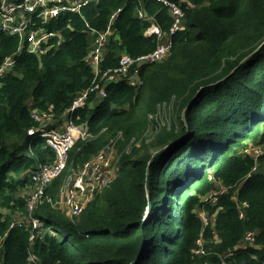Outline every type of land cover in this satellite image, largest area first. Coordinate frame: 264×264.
<instances>
[{
  "label": "trees",
  "instance_id": "obj_1",
  "mask_svg": "<svg viewBox=\"0 0 264 264\" xmlns=\"http://www.w3.org/2000/svg\"><path fill=\"white\" fill-rule=\"evenodd\" d=\"M187 1L185 30L172 36L167 58L133 66L128 78L107 86L106 98L92 96L80 111L78 124L93 138L71 149V167L122 133L115 180L75 219L50 204L40 206L36 216L43 228L33 242L30 231L9 230L26 213L34 169L56 160L44 139L28 150L29 130L40 127L32 111L61 119L92 84L93 70L84 62L96 37L90 29L105 31L116 11L103 71L116 69L124 54L136 58L167 42L174 18L155 0H95L83 17L64 14L52 24L63 30L60 47L41 56L24 54L2 79L4 264H29L31 249L40 264H264V154L256 163L245 153L264 146V0ZM152 24L162 38L145 35ZM17 48V39H3L0 66ZM169 103L175 109L170 125L154 128L147 143L149 128L158 126L154 117ZM220 187L226 192L210 200ZM57 191L54 181L49 193L55 198ZM201 211L211 219L207 226ZM248 232L256 233L255 247L225 258ZM201 237L207 255L195 254Z\"/></svg>",
  "mask_w": 264,
  "mask_h": 264
},
{
  "label": "built area",
  "instance_id": "obj_2",
  "mask_svg": "<svg viewBox=\"0 0 264 264\" xmlns=\"http://www.w3.org/2000/svg\"><path fill=\"white\" fill-rule=\"evenodd\" d=\"M155 1L166 6L174 18L170 30L171 37L167 42L160 43L153 52L136 58L124 54L116 69L103 71L101 65L106 47L113 35L112 24L121 10L116 11L111 16L105 31L98 32L90 29L96 37L92 50L84 62L92 68L94 80L88 88L78 94L71 106L62 114L61 122L57 125L59 127L49 128L43 124L44 122L55 121L54 113L32 111V119L39 123L40 127L29 130L31 140L28 144V150H33L34 143L38 138L44 139L55 151L56 160L52 164H39L34 169L31 175L32 187L27 199L26 213L11 221L9 230L25 229L30 231L29 241L33 242L37 238V233L43 228V222L36 216V211L40 206L50 204L53 207L60 204L68 212L70 218L75 219L83 214L98 193L108 188L115 180L122 155L117 148L123 138L122 133L111 139L107 146L83 165L70 168L58 191L57 199L49 193V188L55 179L68 168L71 149L77 142L88 141L93 138L85 127L78 124L81 120L80 111L85 109L91 97L106 98L107 86L128 78L133 66L153 64L165 60L173 48L172 36L185 30L183 19L185 16L184 5H187V0ZM93 2L95 0H0V44L5 37H13L18 40L17 50L6 57L0 66V85L5 76L14 72L18 60L24 54L41 56L60 47L64 43L63 30L52 29V24L64 14L83 17V10ZM139 17L143 19L144 15L140 13ZM145 35L162 38L163 32L157 25L152 24ZM245 153L251 155L257 163L264 154V146H250L245 149ZM256 171L257 164L252 173ZM210 179L213 178L210 177ZM224 192H226V188L220 187L209 195V199L214 201L218 195ZM244 207H248V205L244 204ZM244 215L242 211L240 217L243 218ZM208 219L210 218L208 217ZM205 225L207 226L208 223L206 222ZM255 244L256 233L248 232L242 244L235 250L228 252L225 258H230L239 250H245L247 247H255ZM31 250L28 257L29 264H40ZM195 254L207 255L202 237L197 241ZM0 264H4L1 243Z\"/></svg>",
  "mask_w": 264,
  "mask_h": 264
},
{
  "label": "rangeland",
  "instance_id": "obj_3",
  "mask_svg": "<svg viewBox=\"0 0 264 264\" xmlns=\"http://www.w3.org/2000/svg\"><path fill=\"white\" fill-rule=\"evenodd\" d=\"M96 97H97V96H96ZM97 98H98V97H97ZM92 103H93V102H92ZM174 115H175V109H174V104H173V103L166 104V105H164L163 107L160 108L159 113L154 117V119H156V121L158 122V123H157L158 126H154V125H152V126L149 128L148 133H147V135H146V138L148 139L147 143H151L152 140H153V131H154V128H156V129L159 130L160 127L162 128V127H164V126H169L170 123H171V121H172V118L174 117ZM151 118H152V117H151ZM56 120H60L59 117L56 118ZM55 123H56V122H55ZM43 124L49 125V124H51V123L44 122ZM51 127H52V128H55L56 125H52ZM105 146H107V145H105ZM105 146H104V147H105ZM104 147H103V148H104ZM130 147H131V144H130V146L128 147V149H130ZM117 148H118V150H119V146H118V145H117ZM151 151L154 153V155L157 154L155 150H154V151L151 150ZM119 152H120V150H119ZM71 166H72V158H71V155H70V153H69L68 168H67L65 171H63V172H62V173H61V174L55 179V182L58 183V191H59L60 187L62 186V184H63L65 178L67 177V175H68V173H69V170H70ZM207 174H211V172H209V171L207 170ZM58 191H57V192H58ZM56 195H57V193H56ZM55 199H57V196H55ZM53 207L56 208V209H58V210H62V211H64V212L66 211L65 208H64L62 205H60V204H59V205H56V206H53ZM199 214H200L201 219L203 220V222H204L205 224H206V222L209 223V220H210V219H208V216H207V213H206V212L201 211V212H199Z\"/></svg>",
  "mask_w": 264,
  "mask_h": 264
},
{
  "label": "crops",
  "instance_id": "obj_4",
  "mask_svg": "<svg viewBox=\"0 0 264 264\" xmlns=\"http://www.w3.org/2000/svg\"><path fill=\"white\" fill-rule=\"evenodd\" d=\"M92 47H93V46H92ZM55 122H56V127H59V126H57V125L61 122V120H56V119H55V121L51 122V124H49V125H45V127L52 128L51 126H52V125H55ZM65 214H66L68 217H70V216L68 215V212H67V211H65Z\"/></svg>",
  "mask_w": 264,
  "mask_h": 264
},
{
  "label": "water",
  "instance_id": "obj_5",
  "mask_svg": "<svg viewBox=\"0 0 264 264\" xmlns=\"http://www.w3.org/2000/svg\"><path fill=\"white\" fill-rule=\"evenodd\" d=\"M168 147H166L165 149H167ZM151 210V204L149 205V211Z\"/></svg>",
  "mask_w": 264,
  "mask_h": 264
}]
</instances>
